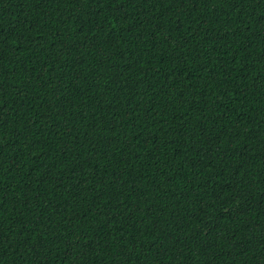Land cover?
Wrapping results in <instances>:
<instances>
[{
	"label": "trees",
	"instance_id": "1",
	"mask_svg": "<svg viewBox=\"0 0 264 264\" xmlns=\"http://www.w3.org/2000/svg\"><path fill=\"white\" fill-rule=\"evenodd\" d=\"M0 264H264V0H0Z\"/></svg>",
	"mask_w": 264,
	"mask_h": 264
}]
</instances>
